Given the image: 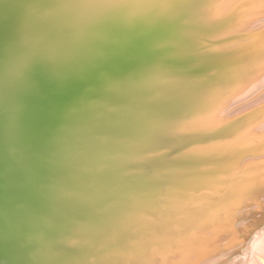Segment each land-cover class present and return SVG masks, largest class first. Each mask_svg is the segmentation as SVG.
<instances>
[{
	"label": "bare ground",
	"instance_id": "6f19581e",
	"mask_svg": "<svg viewBox=\"0 0 264 264\" xmlns=\"http://www.w3.org/2000/svg\"><path fill=\"white\" fill-rule=\"evenodd\" d=\"M254 1L0 0V264H256Z\"/></svg>",
	"mask_w": 264,
	"mask_h": 264
},
{
	"label": "rangeland",
	"instance_id": "374dc122",
	"mask_svg": "<svg viewBox=\"0 0 264 264\" xmlns=\"http://www.w3.org/2000/svg\"><path fill=\"white\" fill-rule=\"evenodd\" d=\"M259 1L260 2H263L264 3V0H255L254 2H256L257 4L259 3ZM245 5H247V4H244L243 6H241L240 7V12L238 13V15H236V18L240 21V19H241V21H240V25L239 26H243L244 24H253V25H255L253 28V30L250 32V33H248V40L249 39H251L252 41H253V39L255 38L256 39V37H257V35H260V34H263L264 33V17H263V19L261 18L260 20H258V22L256 21V19L254 18V17H257V15L259 14V8L258 7H256L255 9L256 10H252V11H248V10H246V8H245ZM239 11V10H238ZM250 19V20H249ZM256 21V22H255ZM260 21H262V22H260ZM244 23V24H243ZM263 23V24H262ZM259 24V26L257 27L256 25H258ZM263 25V26H262ZM262 26V27H261ZM234 29V28H233ZM262 32V33H261ZM252 33V34H251ZM250 35H252V36H250ZM132 41V40H131ZM133 42V41H132ZM264 95V94H263ZM263 95H261L260 97L262 98V96ZM264 97V96H263ZM256 100V99H255ZM253 98L252 99H250L249 101H247L246 103H245V101H243L241 104H243V105H246L248 102H251V101H255ZM243 105H241V106H243ZM239 106V105H238ZM235 109H237V107H235L234 109H233V111L235 112L236 110ZM231 113V112H230ZM248 157H250V156H248ZM246 158H247V156L245 157V160H246ZM252 158H255V156H253ZM240 159H241V157H240ZM237 160V162H239V164L240 163H242V160H243V162L245 161L244 160V157L241 159V160ZM234 161V160H233ZM206 165H204V167H205ZM208 166H210V165H208ZM207 166V167H208ZM191 194V193H190ZM254 208H252V209H249V212H247L246 211V213H244V217L242 218V217H240V219L242 218V219H246V217L249 215L250 217H251V213H252V210H253ZM251 210V211H250ZM248 214V215H247ZM249 216H248V218H249ZM261 217V216H260ZM253 219V218H252ZM252 219H250L249 218V224L247 223V222H245L244 223V225H245V229H242L243 231H245V232H243V237L244 238H247V237H249L250 238V243H248L247 244V241H246V245H248V246H251V244L253 243V241H255V240H257V239H254V237L255 236H253V234L255 233V232H252V234H250L249 232H247V230L248 229H256V228H258V226H260V222L261 223H263V221H259V220H257L256 221V218H254L253 220ZM242 221V220H241ZM240 221V222H241ZM253 221V222H252ZM239 223V222H238ZM242 223H243V221H242ZM251 223V224H250ZM246 224H247V226H246ZM236 225V224H235ZM234 228L233 229H236V231L238 230L235 226H233ZM249 227V228H248ZM246 233V234H245ZM247 233H249V235H247ZM238 234H241V231L238 233ZM245 234V235H244ZM236 235H237V233H236ZM252 236H253V241H252ZM242 237V236H241ZM243 237H242V240H243ZM259 239L258 240H262V241H264V236H262V237H258ZM260 238H262V239H260ZM257 240V241H258ZM263 244V246L262 247H264V243H262ZM240 248L238 245L237 246H235V248L233 249V251L235 252H237L236 254L234 253L233 254V260L229 263V262H226L225 264H233L234 262V264H241V263H244V264H250L251 262H248L247 263V261H244L242 258L246 255V253L248 254V251L247 250H242V249H238V248ZM236 248H237V250H236ZM242 250V251H241ZM263 250V249H262ZM262 250H260V252L262 251ZM240 251V252H239ZM264 251V250H263ZM263 251L261 252V254H260V252H257V256H255V259L257 260L256 261V264H260V263H262L264 260H263V257H264V253H263ZM239 253H241V254H239ZM245 255H244V254ZM263 253V254H262ZM242 256V257H241ZM223 257V256H222ZM236 257V258H235ZM257 257V258H256ZM262 257V259H260V258ZM226 259V258H225ZM241 259V260H240ZM260 260H261V262H260ZM263 260V261H262ZM238 261V262H237ZM240 261V262H239ZM250 261V260H249ZM257 262H260V263H257ZM263 264V263H262Z\"/></svg>",
	"mask_w": 264,
	"mask_h": 264
}]
</instances>
